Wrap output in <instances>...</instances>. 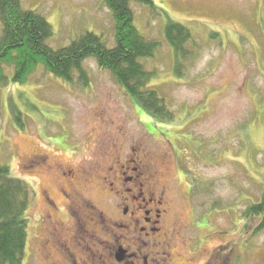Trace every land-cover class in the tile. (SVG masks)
Returning <instances> with one entry per match:
<instances>
[{"label":"rangeland","instance_id":"1","mask_svg":"<svg viewBox=\"0 0 264 264\" xmlns=\"http://www.w3.org/2000/svg\"><path fill=\"white\" fill-rule=\"evenodd\" d=\"M152 1L155 9L136 1L129 6L136 29L158 42L153 56L140 62L153 72L148 86L175 114L170 123L133 102L92 57L82 62L85 84L75 72L71 83L64 82L41 64L22 83L5 69L0 165L30 188L22 264H47L40 244L48 238L45 218L52 209L45 196L61 209L56 221H66L61 214L67 200L58 190L65 181L57 164L75 171L83 196L106 210L113 197L103 177L116 160L111 155L121 148L129 155L133 145L154 176L155 199L165 191L176 264L189 258L190 264H264L260 218L244 214L264 194V0ZM21 7L52 26L45 43L53 50L86 32L100 36L107 48L115 46L114 20L103 0H21ZM168 19L187 27L195 40L188 43L193 57L182 77L174 73L173 51L163 35ZM42 155L49 156L51 168L42 166ZM153 248L157 260L151 264H159L163 249ZM52 260L60 255L53 252Z\"/></svg>","mask_w":264,"mask_h":264},{"label":"trees","instance_id":"2","mask_svg":"<svg viewBox=\"0 0 264 264\" xmlns=\"http://www.w3.org/2000/svg\"><path fill=\"white\" fill-rule=\"evenodd\" d=\"M109 8L115 28V46L107 48L101 37L86 32L68 46L53 50L45 40L52 35V26L39 13L25 10L21 0H0V84H6L5 69H12V81L22 83L41 64L48 72L72 82L74 72L79 81H87L82 62L89 57L98 66L108 70L114 80L126 91L133 102L139 104L154 119L162 123L174 120V112L148 84L153 72L145 70L140 58L152 57L157 41L146 39L134 26L133 1L152 9V0H103ZM164 39L173 51V70L182 77V68L193 57L191 45L195 40L183 24L168 19L164 26ZM264 177V174H263ZM30 188L22 179L12 177L7 165H0V264H22L27 241ZM244 214L247 218L259 217L256 230L264 229V194L251 203Z\"/></svg>","mask_w":264,"mask_h":264},{"label":"flooded vegetation","instance_id":"3","mask_svg":"<svg viewBox=\"0 0 264 264\" xmlns=\"http://www.w3.org/2000/svg\"><path fill=\"white\" fill-rule=\"evenodd\" d=\"M129 150V155H122L123 148L111 155L116 160L112 168L108 167L110 176L103 177L113 197L106 202V210L83 196L82 184L75 171L64 172L57 164L66 182L58 186L67 200L65 212L61 214L62 217L65 215L66 221H56L61 209L45 196L46 208L52 209L45 218L48 238L40 244L47 264H151L157 260L152 254L153 247L159 245L164 256L163 259L160 256L157 262L176 264L178 253L170 250V241L174 238L167 230L171 216L168 203L163 202L165 191L157 201L150 190L154 176L144 168L143 160L134 154V145ZM71 151L76 152L74 148ZM42 156V166L51 168L49 156ZM144 171L147 176L141 181L139 177ZM53 252L60 255V261L52 260ZM191 261L189 258L182 264Z\"/></svg>","mask_w":264,"mask_h":264}]
</instances>
